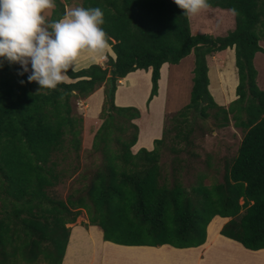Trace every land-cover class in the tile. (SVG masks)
<instances>
[{
	"label": "trees",
	"instance_id": "trees-1",
	"mask_svg": "<svg viewBox=\"0 0 264 264\" xmlns=\"http://www.w3.org/2000/svg\"><path fill=\"white\" fill-rule=\"evenodd\" d=\"M64 1L54 0L46 20L65 14ZM208 5L234 12V28L224 36L192 33L188 15L174 0H80L82 7L103 10L102 27L115 57L76 72L69 69L75 80L55 89L39 90L36 82L27 81L29 73L18 74V63L0 60V264H61L68 224L82 211L87 216L82 225L98 226L103 240L117 244L198 246L218 215L228 218L221 235L247 249L264 248V90L253 62L264 39V0H208ZM227 47H234L238 83L236 97L225 106L208 89L206 56ZM191 52L189 101L172 117V129L181 134L179 124L198 111L211 114L216 127L233 119L242 135L221 180L206 184V175L199 173L187 188L176 177L177 167L168 176L160 165L164 122L151 149L133 152L139 129L134 120L140 112L116 105L114 93L127 73L150 67L148 106L157 94L160 66L176 64ZM101 85L100 124L90 148L100 160L79 176L85 180L80 188L65 199L54 197L48 188L59 175L58 155L64 160L81 147L82 117L75 114L72 99L86 98Z\"/></svg>",
	"mask_w": 264,
	"mask_h": 264
},
{
	"label": "rangeland",
	"instance_id": "rangeland-1",
	"mask_svg": "<svg viewBox=\"0 0 264 264\" xmlns=\"http://www.w3.org/2000/svg\"><path fill=\"white\" fill-rule=\"evenodd\" d=\"M65 3V11H68L71 7L80 6V0H71L69 3ZM52 8L45 10V18L50 14ZM188 20L191 32L194 34L208 33L213 36H224L229 30L233 29L235 25L234 12L232 10L209 5L200 10L197 14L188 15ZM259 44L262 50L255 53L253 62L257 70V83L264 90V39H261ZM218 60L219 58L217 57H209L211 88H213L214 84H217V78L214 77V74L212 75V72L216 70ZM227 62L228 61H226V63ZM193 65V52L182 58L178 63L170 64L164 118V128L167 129V132L165 143L159 147V162L162 169L170 176L171 170L177 167L178 174H176V177H179L187 188L195 181L199 173H204L206 175L203 180L206 184H210L214 180H221L224 163L227 159L235 155L242 135L240 128L233 125V119L230 120L228 126L216 127L214 122L215 119H213L211 114L204 117L198 111L194 112L192 116H188L185 124H179L181 127V134L177 135L178 131L174 128L172 129L174 125L172 117L176 115L179 111L178 109L189 101ZM100 88L103 90L102 85ZM209 91L211 92V90ZM218 96L217 94L215 98L212 96L218 104L226 106L230 102L226 100L224 103H221L217 99ZM125 100L129 101L126 98H122V101ZM72 104L75 114L82 117V129L80 134L81 147L77 153L74 150L68 152L64 160H61V154L57 157L58 164L55 167V171L59 172V175L56 184L48 188V192L50 195L60 199H65L70 191L80 188L85 180L81 181L79 176L91 170L93 165L100 160V155L98 153H93L90 148L92 137L100 124L98 115L103 104H101L95 114H93L90 109L91 107L95 109L96 103L90 105L89 102L86 103L84 98H77L72 99ZM142 123L144 130L148 122L143 121ZM56 155L57 153L52 156L53 160H56ZM178 158L182 159L181 163H177ZM89 174L90 173H88V175ZM170 182L169 180V183ZM227 219L224 218L222 220L223 224ZM85 222H87V216L85 211H82L77 215L75 223L82 225V223ZM216 223L218 222L216 221L215 224ZM83 227L86 228L84 225ZM210 227L212 228L213 225ZM65 251L66 247L64 255ZM251 257L254 264H262L259 263L260 256L258 253H251Z\"/></svg>",
	"mask_w": 264,
	"mask_h": 264
},
{
	"label": "crops",
	"instance_id": "crops-1",
	"mask_svg": "<svg viewBox=\"0 0 264 264\" xmlns=\"http://www.w3.org/2000/svg\"><path fill=\"white\" fill-rule=\"evenodd\" d=\"M215 54L206 56L209 77L208 88L214 98L216 94L219 95L217 99L221 103L226 100L229 102L236 96L235 87L238 83L237 68L234 64V47H227ZM102 55L106 58L108 56L115 57L110 46L97 56L84 52L78 59L80 68L91 63L103 64ZM209 57L219 58L216 70L212 72V75L214 74V77L217 78V84H214L213 88H211L210 81L209 66L211 60L209 62ZM226 61L228 62L226 63ZM169 69L170 64L167 62L160 66L157 94L152 97L148 106H146L145 101L151 88L150 67L147 70L136 69L131 71L119 80L114 93L115 104L135 106L140 112V116L134 120L139 129L137 140L131 147L133 152L140 147L151 149L153 140L161 137L166 112V84L168 85ZM74 80L69 78L65 82ZM102 91L99 87L84 99L90 105L96 103V108L91 107L90 109L93 114L97 113L102 104ZM122 98L129 101H122ZM143 121L148 122L149 133L146 136L141 130ZM224 218L227 219L216 215L209 221L206 226L205 241L202 244L183 248L169 244L157 246L117 244L103 240L102 231L99 227L90 225L84 228L83 225L73 222L70 223L71 225L69 224L71 230L61 264H254L251 253H258L260 256L259 263L264 264V248L247 249L241 243L220 234L219 230L223 225L222 220ZM215 219H218V223H214L211 228L210 226Z\"/></svg>",
	"mask_w": 264,
	"mask_h": 264
},
{
	"label": "clouds",
	"instance_id": "clouds-1",
	"mask_svg": "<svg viewBox=\"0 0 264 264\" xmlns=\"http://www.w3.org/2000/svg\"><path fill=\"white\" fill-rule=\"evenodd\" d=\"M174 3L185 15L208 7V0ZM53 6L54 0H0V60L18 63L22 68L18 74L29 73L27 81L36 82L39 90L55 89L69 79V69H80L82 53L97 56L110 46L100 7H71L59 19L48 21L44 12ZM106 59L102 55V61Z\"/></svg>",
	"mask_w": 264,
	"mask_h": 264
},
{
	"label": "bare ground",
	"instance_id": "bare-ground-1",
	"mask_svg": "<svg viewBox=\"0 0 264 264\" xmlns=\"http://www.w3.org/2000/svg\"><path fill=\"white\" fill-rule=\"evenodd\" d=\"M166 86H167V84H166ZM164 88V87H163ZM163 90V89H162ZM161 91V90H160ZM165 92V91H164ZM119 94H117V97H119L118 96ZM165 96V95H164ZM165 98V97H164ZM144 133H145V136L149 133V130H148V128H147V126H146V128H144V130H143V128L141 129ZM216 221H218V220H214L213 222H212V224H211V226L212 225H214V223L216 222Z\"/></svg>",
	"mask_w": 264,
	"mask_h": 264
}]
</instances>
